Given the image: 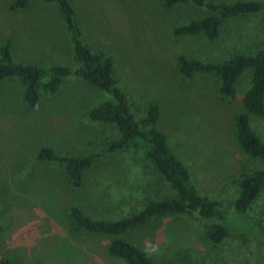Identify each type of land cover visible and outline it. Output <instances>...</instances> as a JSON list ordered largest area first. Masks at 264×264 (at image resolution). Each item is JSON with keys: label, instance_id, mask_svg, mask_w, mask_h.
<instances>
[{"label": "rangeland", "instance_id": "rangeland-1", "mask_svg": "<svg viewBox=\"0 0 264 264\" xmlns=\"http://www.w3.org/2000/svg\"><path fill=\"white\" fill-rule=\"evenodd\" d=\"M12 1L0 0V46L10 38L14 61L44 69L76 67L57 7L34 0L24 11H11ZM72 2L85 43L114 60L136 118L157 102V127L201 194L231 210L239 175L264 171V162L244 155L235 140L234 118L242 111L251 74L247 71L238 80L232 99H224L218 77L197 74L183 79L176 59L183 55L217 64L236 53L254 54L264 45V12L226 20L219 37L209 41L202 35L173 36L175 26L207 15L190 5L167 10L161 0ZM22 92L19 81L0 82V258L12 264H124L109 258L110 236L81 232L68 218V209L76 206L93 219L112 221L173 191L135 151L97 159L85 171L82 187L73 190L61 164L39 162L36 154L45 146L58 156L101 153L118 132L111 125L89 122L86 113L107 95L72 76L53 94L41 89L33 109L24 105ZM249 122L264 142V116L250 117ZM263 200L264 188L251 216L261 215ZM212 222L196 215L155 219L120 238L156 262L264 264V246L251 238L232 234L212 245L205 234ZM235 225L250 229L240 219Z\"/></svg>", "mask_w": 264, "mask_h": 264}, {"label": "trees", "instance_id": "trees-1", "mask_svg": "<svg viewBox=\"0 0 264 264\" xmlns=\"http://www.w3.org/2000/svg\"><path fill=\"white\" fill-rule=\"evenodd\" d=\"M34 0H13L11 11H24ZM57 7L68 33L72 58L76 67L52 66L44 69L37 65L14 61L10 51V38L0 46V82L19 81L23 87L22 101L33 109L39 101V91L55 93L64 80L75 77L107 95V98L89 109V122L111 125L118 137L109 141L101 153L86 154L81 157L58 156L50 147H42L36 154L39 162H56L63 166L67 183L73 190L83 184L85 171L102 157L135 151L152 164L162 180L173 191V195L159 201H148L142 209L116 220H96L79 207L72 206L67 211L68 218L77 228L91 236H110L107 246L109 258L124 264H170L156 262L143 250L122 235L146 226L155 219L192 216L213 222L206 228V238L214 246L222 244L232 234L242 239H253L264 246V200L262 213L250 215L252 205L260 197L264 188V171L254 169L241 173L238 178V196L231 210L221 209L217 203L201 194L191 178L188 168L168 145L166 135L157 127L160 108L157 102L147 106L144 116L138 120L130 106V98L124 89L123 80L117 74L114 60L101 52H93L83 39L82 27L77 8L72 0H40ZM177 5H190L196 10H206L207 15L175 26V37L204 36L215 41L226 20L259 15L264 12V0H161L164 9ZM176 69L179 75L191 80L195 75H209L219 78V93L224 99H232L236 94L238 80L249 71L250 85L242 96V111L234 118L235 140L239 150L246 156L264 162V142L250 126V117L264 116V45L254 54L236 53L222 63H208L186 56H178ZM245 221L250 229L238 230L235 222ZM0 264H12L7 257L0 258Z\"/></svg>", "mask_w": 264, "mask_h": 264}]
</instances>
